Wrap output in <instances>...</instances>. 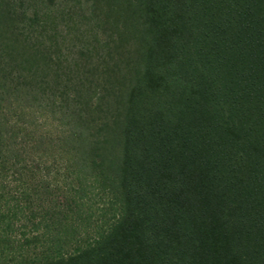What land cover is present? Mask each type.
Masks as SVG:
<instances>
[{
	"label": "trees",
	"instance_id": "16d2710c",
	"mask_svg": "<svg viewBox=\"0 0 264 264\" xmlns=\"http://www.w3.org/2000/svg\"><path fill=\"white\" fill-rule=\"evenodd\" d=\"M38 148L106 201L24 264H264V0H0V157Z\"/></svg>",
	"mask_w": 264,
	"mask_h": 264
},
{
	"label": "rangeland",
	"instance_id": "374dc122",
	"mask_svg": "<svg viewBox=\"0 0 264 264\" xmlns=\"http://www.w3.org/2000/svg\"><path fill=\"white\" fill-rule=\"evenodd\" d=\"M40 120L39 127L32 130L56 137V123ZM41 149L27 151V155L18 149L16 154H4L5 161L0 157L1 263L36 262L58 250L68 254L96 237L87 223L98 222L105 196L89 186L85 194L75 191L81 185L73 174L62 170L59 162L65 157L56 149ZM67 184L74 189L69 191ZM53 211H60L55 216L58 220H52Z\"/></svg>",
	"mask_w": 264,
	"mask_h": 264
}]
</instances>
